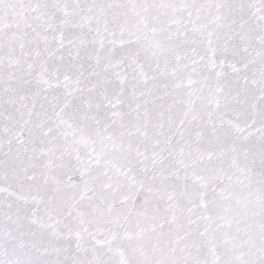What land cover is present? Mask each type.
Here are the masks:
<instances>
[{"label": "snow or ice", "instance_id": "6c2138e0", "mask_svg": "<svg viewBox=\"0 0 264 264\" xmlns=\"http://www.w3.org/2000/svg\"><path fill=\"white\" fill-rule=\"evenodd\" d=\"M0 264H264V0H0Z\"/></svg>", "mask_w": 264, "mask_h": 264}]
</instances>
